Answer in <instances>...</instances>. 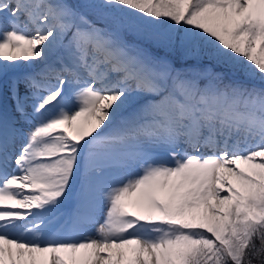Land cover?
<instances>
[{"label": "snow or ice", "instance_id": "1", "mask_svg": "<svg viewBox=\"0 0 264 264\" xmlns=\"http://www.w3.org/2000/svg\"><path fill=\"white\" fill-rule=\"evenodd\" d=\"M0 264H264V0H0Z\"/></svg>", "mask_w": 264, "mask_h": 264}, {"label": "bare ground", "instance_id": "2", "mask_svg": "<svg viewBox=\"0 0 264 264\" xmlns=\"http://www.w3.org/2000/svg\"><path fill=\"white\" fill-rule=\"evenodd\" d=\"M92 234V233H91ZM94 234V233H93Z\"/></svg>", "mask_w": 264, "mask_h": 264}, {"label": "rangeland", "instance_id": "3", "mask_svg": "<svg viewBox=\"0 0 264 264\" xmlns=\"http://www.w3.org/2000/svg\"><path fill=\"white\" fill-rule=\"evenodd\" d=\"M93 233H94V232H93ZM93 233H92V234H93Z\"/></svg>", "mask_w": 264, "mask_h": 264}]
</instances>
